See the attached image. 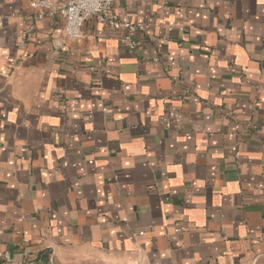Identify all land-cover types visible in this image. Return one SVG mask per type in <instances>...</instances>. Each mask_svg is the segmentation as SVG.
<instances>
[{
	"label": "crops",
	"instance_id": "obj_1",
	"mask_svg": "<svg viewBox=\"0 0 264 264\" xmlns=\"http://www.w3.org/2000/svg\"><path fill=\"white\" fill-rule=\"evenodd\" d=\"M30 2L0 0V264H264V0H116L145 31L78 41Z\"/></svg>",
	"mask_w": 264,
	"mask_h": 264
},
{
	"label": "built area",
	"instance_id": "obj_2",
	"mask_svg": "<svg viewBox=\"0 0 264 264\" xmlns=\"http://www.w3.org/2000/svg\"><path fill=\"white\" fill-rule=\"evenodd\" d=\"M116 0H66L57 3L55 0H31L30 7L38 19L61 18L64 22V32L70 40L84 38L85 24L96 18L115 31L125 30L129 34L144 32L145 27L132 23L127 19H120L114 13ZM136 48L135 42L129 44V49Z\"/></svg>",
	"mask_w": 264,
	"mask_h": 264
},
{
	"label": "water",
	"instance_id": "obj_3",
	"mask_svg": "<svg viewBox=\"0 0 264 264\" xmlns=\"http://www.w3.org/2000/svg\"><path fill=\"white\" fill-rule=\"evenodd\" d=\"M57 2V1H56ZM58 3V2H57Z\"/></svg>",
	"mask_w": 264,
	"mask_h": 264
}]
</instances>
